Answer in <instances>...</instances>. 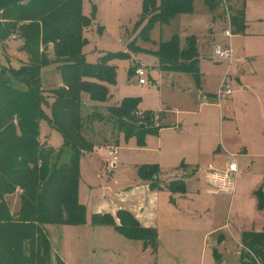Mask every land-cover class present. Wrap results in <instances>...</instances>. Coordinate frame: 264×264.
Wrapping results in <instances>:
<instances>
[{"label":"rangeland","instance_id":"1","mask_svg":"<svg viewBox=\"0 0 264 264\" xmlns=\"http://www.w3.org/2000/svg\"><path fill=\"white\" fill-rule=\"evenodd\" d=\"M142 3L143 0H82L83 15L89 17L92 6L96 9L95 21L83 31L88 42L82 49L85 60L94 63L104 53H125L127 56L111 61L115 66L116 84L109 87L111 96L106 103L91 102L88 95L83 94L81 134L94 145L93 151L81 155L79 160L78 199L85 207V224L44 226L51 245V264H55L56 257L64 264L154 260L160 244L156 250L148 246L146 258L133 255L129 261L123 259L121 246L111 238L113 227L91 224L93 210L99 203L102 210L135 208L145 199L137 178L138 167L157 165L160 179L165 180L175 174H170L175 157L178 162L185 159L186 162L192 161L191 165L199 164L194 177L179 173L180 178L188 182L189 198H194L193 192L204 186L203 173L208 164L217 169L232 156L238 167L235 192L232 198L213 196L215 203L210 223L221 228L219 235L210 237L207 244L211 245L212 239L217 240L222 235L223 240H220L222 237L218 239L221 243L209 247V253L216 248L221 254L220 264H238L242 232L264 231V208L258 207L255 194L259 191L264 194V157L252 160L241 153L245 150L249 154L264 155V0H218L213 11L207 8L204 0H193L191 13L179 14L167 25L154 23L146 39L140 37L145 25L141 21ZM229 9H242L245 19L244 33L230 38L224 34L225 30L231 31ZM98 26L103 29L101 35ZM173 35L178 36L181 45L186 37H196L199 85L190 74L161 71L158 59L150 52L156 50V44L170 40ZM20 46L17 37L4 43L0 41V66L8 72L26 62L25 54L18 51ZM216 46L228 47L231 60H216L212 56ZM48 55L53 57L51 49ZM137 67L146 70L145 85H139L138 77L133 74ZM42 74L44 90L58 85L56 64L43 67ZM10 81L14 87L24 89L16 79L10 77ZM224 85L231 89V95L220 99ZM126 98L140 99L134 125H160L155 114L167 112L170 113L168 120L178 118L180 133L164 132L165 144L159 153L151 150L157 140L153 136L145 137L144 148L137 146L134 137L125 139L118 125L109 121L106 107L118 105ZM43 109L49 115L46 104ZM172 110L174 113L178 111L179 115L171 114ZM91 113L99 114L102 120L99 121L98 116L88 118ZM11 120L16 123L14 116ZM39 141H47L52 148L62 144L59 133L50 130L45 121L39 126ZM114 145L117 146L116 156L108 160V150ZM69 155L70 151L65 149L60 162L67 161ZM113 160H116V167ZM19 194L16 191L6 197L11 213L19 208ZM163 197L166 199V195L161 194L159 209ZM160 213L158 222L161 221ZM163 254L161 259L165 257ZM210 261L217 264L214 256Z\"/></svg>","mask_w":264,"mask_h":264},{"label":"trees","instance_id":"2","mask_svg":"<svg viewBox=\"0 0 264 264\" xmlns=\"http://www.w3.org/2000/svg\"><path fill=\"white\" fill-rule=\"evenodd\" d=\"M204 3L210 11L218 6V0ZM192 10L193 0H143L141 21L145 25L140 37L146 39L154 23L167 25L175 16ZM229 11L231 34H243V10ZM95 13L92 6L91 15H83L82 0H0V41L17 37L21 41L18 51L26 56V62L10 72L0 66V264H51V245L44 226L85 224V207L78 199L79 160L92 152L94 145L81 134L83 94L91 102L106 103L111 96L109 87L116 84L111 61L127 56L104 53L94 63L85 60L82 49L88 42L83 31L95 21ZM97 31L101 35L102 27L98 26ZM50 49L52 58L48 55ZM150 52L158 59L161 71L190 74L199 85L196 37H186L181 45L178 36L173 35ZM51 64H56L61 85L44 91L40 70ZM10 77L24 89L14 87ZM139 103V98H126L106 110L109 121L118 125L125 139L134 137L137 146L143 147L145 137L156 135L162 126L134 125ZM43 104L48 106L49 115ZM13 116L16 123L11 120ZM97 116L101 121L97 113L88 118ZM42 121L59 133L60 147L40 143ZM65 149L70 151L69 158L60 162ZM158 173L157 165L137 170L138 178L148 182L151 190L161 189ZM164 188L171 196L186 191L183 180L170 181ZM18 190L19 208L11 213L6 197ZM255 194L258 207L264 208L263 192ZM91 224L111 226L126 239L140 240L153 250L157 247V231L142 227L127 210L119 209L114 216L93 213ZM240 246L238 264H255L254 258L264 264V231L242 232ZM213 256L220 264L221 254L216 248ZM55 264L64 262L56 257Z\"/></svg>","mask_w":264,"mask_h":264},{"label":"crops","instance_id":"3","mask_svg":"<svg viewBox=\"0 0 264 264\" xmlns=\"http://www.w3.org/2000/svg\"><path fill=\"white\" fill-rule=\"evenodd\" d=\"M83 10V7H82ZM200 67V65H199ZM173 73L174 72H167ZM46 74V73H45ZM42 68L40 70V78L42 80ZM58 76V86L61 85L59 74ZM42 82V81H41ZM145 85V84H144ZM55 87V88H56ZM41 89L42 84H41ZM53 89V88H52ZM49 90V89H48ZM46 91V90H44ZM204 99L203 96L200 97ZM141 110V109H139ZM142 111V110H141ZM175 115H179L178 111L174 113ZM167 112H162L155 114L159 118L160 125L162 128L158 131L156 135H148L157 138L154 150L157 153L164 146V137L163 134L166 131L180 133L181 130L180 124L178 123V118L175 120H168ZM171 121V122H170ZM158 126V125H156ZM51 130V129H50ZM176 134V136H177ZM147 136V137H148ZM47 146V141H42ZM118 143V139H117ZM117 145V144H116ZM114 145L116 148L117 146ZM146 145V144H145ZM145 146L141 147L144 148ZM241 153L245 155V157L249 159H256L259 157H264L263 154L257 153L249 154L245 150H241ZM199 156V155H198ZM105 159V158H104ZM173 158L172 160V170H170V174H174V176H170L165 178V180L160 179V173L158 174V181L161 186V189L151 190L149 188V183L141 181L138 177L139 186L142 192L145 194L144 202H141L135 208H127L129 211L139 222L142 227L145 228H153L157 231V244H160L159 253L155 252L156 258L154 260L145 259V262L142 260L136 262H124L119 264H211L210 258L213 257V248L212 252L209 253V247L221 243L223 240V236H218L217 240L212 239V244L208 245L210 237L212 238L215 234H218V231L221 227L215 228L214 223H210V215L214 208V199L213 196L219 195L213 192L211 186L209 185V176L214 171H222L225 168L227 161L220 168H214L213 164H208V169L203 173L204 186H201L199 190L193 192L194 198H189V194L191 191L188 190V182L181 179L180 172L185 173V175H190L194 177L198 171L199 164H192L190 162H186L185 159L181 161L178 159L176 161ZM176 161V162H175ZM114 166L116 167V160H113ZM196 167L197 169L193 168ZM238 169V167H237ZM238 174V173H237ZM183 175V174H182ZM174 180H183L185 183L186 191L184 194H173L172 196L165 190L164 186ZM136 187V186H135ZM19 194V191H17ZM235 192V186H234ZM161 194L166 195V199L163 197V204L161 205V209H159V200L161 198ZM234 193L229 196L232 198ZM164 196V195H163ZM223 198V197H222ZM202 204H204L202 206ZM201 205V206H200ZM102 204H98L97 208L93 210L92 213H110L111 215H115L116 210H102ZM161 211V221L158 222V212ZM157 216V217H156ZM211 227V228H210ZM113 233H111V238L113 241H116L120 247V255L126 261H129V258H133L134 256L144 255L146 256L147 248L142 241L140 240H130L124 238L113 228ZM219 235V234H218ZM219 237H222L220 242H218ZM158 248V247H156ZM162 248V251H161ZM156 250V249H155ZM165 252V253H164ZM164 253V254H163ZM161 254L165 257L161 259ZM167 255V256H166ZM146 258V257H145ZM128 259V260H127ZM171 259V262H169ZM134 261V259H133ZM182 261V262H181Z\"/></svg>","mask_w":264,"mask_h":264},{"label":"built area","instance_id":"4","mask_svg":"<svg viewBox=\"0 0 264 264\" xmlns=\"http://www.w3.org/2000/svg\"><path fill=\"white\" fill-rule=\"evenodd\" d=\"M226 37H231V31L225 30L224 32ZM212 56L216 60L220 61H229L231 60L232 54L231 50L228 47H220L216 46L213 50ZM135 76L138 77L139 85L146 84L144 79L146 75V70L143 67H137L133 73ZM231 95V89L224 85L220 92V99H225ZM117 148L115 146L109 148L107 153V159L111 160L113 157L116 156ZM238 169L237 164L233 158L227 161L225 168L222 171H214L209 176V185L211 186L214 193L221 195L222 197L231 196L234 193V181L237 176ZM241 248V246H240ZM255 264H262L259 260L254 258Z\"/></svg>","mask_w":264,"mask_h":264}]
</instances>
